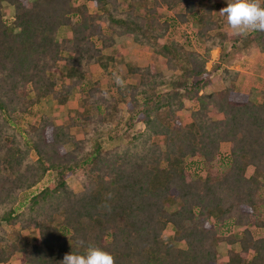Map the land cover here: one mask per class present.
Returning <instances> with one entry per match:
<instances>
[{
  "label": "trees",
  "instance_id": "obj_1",
  "mask_svg": "<svg viewBox=\"0 0 264 264\" xmlns=\"http://www.w3.org/2000/svg\"><path fill=\"white\" fill-rule=\"evenodd\" d=\"M226 6L0 0V264L14 256L19 264H61L88 245L116 264H264V87L253 102L237 87L240 71L229 67L249 50L264 52V31L233 35L219 13ZM169 12L196 25L201 51L172 35ZM63 26L69 36L58 40ZM123 35L164 58L171 73L131 60L118 70L133 81L115 79L114 93L101 88L100 75L116 64L114 36ZM216 47L224 64L217 77L206 67ZM75 88L79 107L64 123L37 118L43 98L62 105ZM185 108L189 121L178 115ZM136 123L143 129L123 144L103 147ZM76 170L77 192L67 183ZM30 228L38 232L33 242L22 237ZM220 242L229 245L225 261Z\"/></svg>",
  "mask_w": 264,
  "mask_h": 264
},
{
  "label": "rangeland",
  "instance_id": "obj_2",
  "mask_svg": "<svg viewBox=\"0 0 264 264\" xmlns=\"http://www.w3.org/2000/svg\"><path fill=\"white\" fill-rule=\"evenodd\" d=\"M88 8L90 11L94 10V6L91 2H87ZM5 16L8 19L13 17V7L10 5H4ZM167 18L171 20L174 17L172 13H168ZM172 35L181 42H183L187 48H195L198 49V45L195 43L194 32L196 30V25H184L179 24L175 20L172 21ZM69 36V29L67 26H63L59 29L57 39L61 40L62 38ZM199 43H203L201 39H198ZM201 51V48L198 49ZM230 50V44H226L225 51L228 52ZM112 53L115 56L116 64L110 67L107 72H103L100 75V87L105 89H110L113 93L115 92L114 82L115 79L124 83L127 81H133L134 78L126 77L122 75V73L118 70L119 64L123 65L124 62L135 61L138 65L144 66L150 62H154L156 64V68L158 71L163 74L171 73L165 64L164 58L161 56H156L152 49L148 46H141L138 43L134 42L132 37L129 36H114V46L112 49ZM220 48L216 47L210 52V59L206 63V67L211 71V76L217 77L220 74L221 68L224 66L223 63H220ZM220 64V68H217V65ZM230 68L238 69L240 71V76L236 82L238 89L241 91H246L247 88H251L249 91L250 99L252 101H256L257 98L260 99V90L264 87V52H259L255 49L247 51V53L240 59H238L235 63L229 65ZM97 76H94L96 78ZM250 85V87H249ZM213 89L212 86H207L204 91L206 93L211 92ZM166 87H162L161 91H165ZM247 92V91H246ZM80 92L77 88L74 89L72 94L69 96L68 100L60 105L56 103L53 99L45 97L43 98L36 106L34 113L39 117L41 114H46L51 116L54 119L56 124H62L67 120L68 114H73V110L78 109L79 107V99ZM121 107L124 108V105L121 104ZM179 117L182 120L189 121V108L182 109L178 112ZM123 122L127 121V114L123 111ZM143 129V124L136 123L130 126V128H126V126L120 127L113 134L112 139H103L102 145L105 149H111L118 145H121L125 142L126 137L132 135L133 133H137L138 131ZM73 133L77 138L83 137V132L74 128ZM71 143L66 144L67 149H71ZM190 162V159H186V163ZM80 170H76L73 174L67 177L68 185L74 191H81L82 186L79 181ZM50 178V175L47 176ZM176 206L173 205L169 208V210L175 209ZM3 227L8 229V226L3 222ZM173 226L168 224L164 230L165 235H171L173 233ZM235 233H239L242 230L240 226H233L232 229ZM261 234H264V230L261 231ZM38 235L36 228H30L22 231V237L28 241L33 242L35 237ZM237 246V245H235ZM217 249L220 253L219 260L225 261L227 259L226 252L229 249V245L226 242H220L217 246ZM6 264H19L17 256H14L10 261Z\"/></svg>",
  "mask_w": 264,
  "mask_h": 264
},
{
  "label": "clouds",
  "instance_id": "obj_3",
  "mask_svg": "<svg viewBox=\"0 0 264 264\" xmlns=\"http://www.w3.org/2000/svg\"><path fill=\"white\" fill-rule=\"evenodd\" d=\"M220 9L226 17L227 27L233 35L264 31V0H226ZM61 264H116L114 256L106 250L88 245L83 253L65 254Z\"/></svg>",
  "mask_w": 264,
  "mask_h": 264
},
{
  "label": "crops",
  "instance_id": "obj_4",
  "mask_svg": "<svg viewBox=\"0 0 264 264\" xmlns=\"http://www.w3.org/2000/svg\"><path fill=\"white\" fill-rule=\"evenodd\" d=\"M123 36H125V35H123ZM249 87H250V85H249ZM166 88H167V87H166ZM250 90H251V88H247V89H246V91H247L248 93H249ZM258 100H259V98H257L256 101H253V102H258Z\"/></svg>",
  "mask_w": 264,
  "mask_h": 264
}]
</instances>
